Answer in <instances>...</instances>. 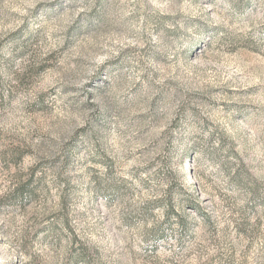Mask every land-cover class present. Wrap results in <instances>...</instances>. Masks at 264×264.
Wrapping results in <instances>:
<instances>
[{"label":"rangeland","instance_id":"374dc122","mask_svg":"<svg viewBox=\"0 0 264 264\" xmlns=\"http://www.w3.org/2000/svg\"><path fill=\"white\" fill-rule=\"evenodd\" d=\"M0 264H264V0H0Z\"/></svg>","mask_w":264,"mask_h":264},{"label":"trees","instance_id":"16d2710c","mask_svg":"<svg viewBox=\"0 0 264 264\" xmlns=\"http://www.w3.org/2000/svg\"><path fill=\"white\" fill-rule=\"evenodd\" d=\"M105 168H106V177L110 178L111 176V164L110 161L105 160ZM189 172H192V167L188 166ZM109 180V179H107ZM123 181H121L122 183ZM109 182L106 183L105 188L107 189ZM122 188L121 186H118V189L120 190ZM116 189V190H118ZM124 190V188H122ZM121 189V190H122ZM34 196V191L32 189H29L26 184H19L16 187L15 192L13 193V198L18 203H23L24 199H30ZM170 196V194H169ZM189 199H186L185 201H179L178 203H174L171 198L167 199V202L165 203L164 207V219L161 223H159L156 229H153L152 232V238L154 240L165 238L170 232L177 229L179 231L185 230L187 225L186 216L182 215L179 212H176L175 204L179 205L180 208L184 211L185 209L189 208L191 211L200 212L201 208L199 205H196L195 203L188 202ZM144 211L147 210V208H143ZM203 214V213H202ZM205 217V220H208V216L206 214H203Z\"/></svg>","mask_w":264,"mask_h":264}]
</instances>
